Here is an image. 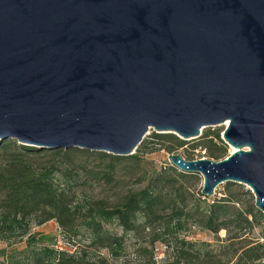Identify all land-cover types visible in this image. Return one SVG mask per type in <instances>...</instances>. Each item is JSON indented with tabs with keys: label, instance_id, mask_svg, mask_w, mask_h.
<instances>
[{
	"label": "water",
	"instance_id": "water-1",
	"mask_svg": "<svg viewBox=\"0 0 264 264\" xmlns=\"http://www.w3.org/2000/svg\"><path fill=\"white\" fill-rule=\"evenodd\" d=\"M225 121L227 156L168 162L264 212V0H0V142L129 155Z\"/></svg>",
	"mask_w": 264,
	"mask_h": 264
},
{
	"label": "trees",
	"instance_id": "trees-1",
	"mask_svg": "<svg viewBox=\"0 0 264 264\" xmlns=\"http://www.w3.org/2000/svg\"><path fill=\"white\" fill-rule=\"evenodd\" d=\"M220 132V128L203 130L190 148L200 146L209 159H222L227 156V143ZM151 137L159 143L158 149L170 153L194 139L160 132H153ZM142 142L135 153L113 155L88 149L37 148L10 138L1 141L0 242L4 246L0 256L5 264H257L264 259L263 228L260 237L250 236L264 224V212L253 202L241 206L238 195L228 186L225 195L207 202L201 187L194 191L186 184L197 174L171 164L152 171L144 186L127 191L112 204L102 199L73 203L72 178L64 162L72 151L107 159L104 168L88 170L86 177L110 180L115 162L137 158L145 147ZM47 154L52 160L38 162V156ZM51 219L69 242L75 244L73 239L85 235L79 252L44 243L30 232L32 223L40 225ZM112 223L119 231L110 229ZM192 226L213 233L214 242L188 235ZM222 229L226 231L224 237L219 236ZM129 236L146 240L129 249ZM23 237L24 246L15 248Z\"/></svg>",
	"mask_w": 264,
	"mask_h": 264
},
{
	"label": "rangeland",
	"instance_id": "rangeland-1",
	"mask_svg": "<svg viewBox=\"0 0 264 264\" xmlns=\"http://www.w3.org/2000/svg\"><path fill=\"white\" fill-rule=\"evenodd\" d=\"M227 121L225 123H220L215 126H206L202 128L200 134L203 130L208 128H220V136L224 128L226 127ZM157 132L152 127H150L143 139L142 143H145L143 151L138 153L137 158L135 159H121L115 162V171L112 173V178L108 179H100L98 181L89 179L86 177V173L88 170H100L105 167V164L108 163L107 159L101 160L97 155H89L82 151H72L67 159L65 158L64 162L69 168V176L71 179V184L73 186L74 194L73 200L75 205H82L86 200L90 199H102L108 204L114 203L116 199L123 194H125L129 190H136L141 188L146 184L147 177L151 174L152 171L158 170L160 168L165 167L167 164H170L167 159V155L170 153L164 148H159V143L154 142L152 140V133ZM222 137V136H221ZM16 140V139H15ZM198 138H194L193 140H189L190 142L186 144L184 147L179 148L174 153H178L184 158L187 157L195 158H209L206 154V150L198 146L194 150L190 148V145L197 141ZM16 142L19 143L17 140ZM27 145V144H24ZM31 146V145H30ZM37 147V146H34ZM76 149H82L79 147H72ZM136 151V149H135ZM134 151V153H135ZM193 151V152H190ZM233 149L230 145L227 144V154L232 152ZM38 162L46 163L52 160V156L50 155H40L38 156ZM178 169V168H177ZM179 170V169H178ZM197 177L189 180L186 184L190 185V188L194 191L200 189L202 186V176L199 173ZM231 183L228 185V183ZM228 189L238 195L240 199L241 206H246L248 203H254V195L250 191L249 187L246 184L238 183L234 181H225L216 186L214 190V194L211 196H207V202H211L212 199H218L223 196L227 192ZM250 191V194H247L246 191ZM110 229L119 231V227L112 223ZM260 228H263L262 233H264V224L260 227H256L250 233V236L260 237L261 232ZM192 232L188 235L195 239H202L214 242L215 236L213 233L205 230H201L197 226L191 227ZM30 232L36 233L38 238L48 244H52L55 247L66 248L70 251H78L80 250V245L85 244L86 240L85 235L77 236L73 241H77V243L69 242L67 236L62 232L58 223L51 219L49 221L44 222L43 224L36 225L32 223ZM226 231L224 229L219 231V236L224 237ZM127 245L129 249L136 247L138 242H145L144 238H136V237H127ZM24 237L23 239L14 245L15 248H22L24 246ZM262 240V239H261ZM4 243L0 242V247H3ZM159 248V247H158ZM160 247V251H161ZM157 250V249H156ZM162 254H159L158 257H161ZM0 264H5L3 256H0Z\"/></svg>",
	"mask_w": 264,
	"mask_h": 264
},
{
	"label": "bare ground",
	"instance_id": "bare-ground-1",
	"mask_svg": "<svg viewBox=\"0 0 264 264\" xmlns=\"http://www.w3.org/2000/svg\"><path fill=\"white\" fill-rule=\"evenodd\" d=\"M232 149L234 150V148L232 147Z\"/></svg>",
	"mask_w": 264,
	"mask_h": 264
}]
</instances>
